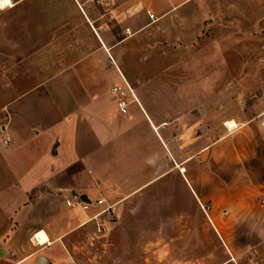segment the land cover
I'll use <instances>...</instances> for the list:
<instances>
[{
	"label": "crops",
	"instance_id": "obj_1",
	"mask_svg": "<svg viewBox=\"0 0 264 264\" xmlns=\"http://www.w3.org/2000/svg\"><path fill=\"white\" fill-rule=\"evenodd\" d=\"M69 4L85 50L0 109V264H46L82 235L106 245L103 206L137 259L237 264L264 243V133L247 109L223 115L222 72L264 40V0ZM82 194L88 210L66 205Z\"/></svg>",
	"mask_w": 264,
	"mask_h": 264
},
{
	"label": "rangeland",
	"instance_id": "obj_2",
	"mask_svg": "<svg viewBox=\"0 0 264 264\" xmlns=\"http://www.w3.org/2000/svg\"><path fill=\"white\" fill-rule=\"evenodd\" d=\"M98 10L102 11V8ZM74 17L75 12L70 7L69 0H10L8 4L0 7V109L4 102L26 91L41 78L68 65L77 54L85 50L86 30ZM106 18L113 32L123 31L112 18V14H107ZM178 44L168 46L175 50ZM169 47L166 57L181 54L180 50L178 53ZM239 52L236 56H227V63L231 64L229 70L223 65V99H232L228 104H223V115L226 112L247 109L253 113L257 127L264 133V40L254 39L250 51ZM227 82L232 83L224 87ZM253 98L254 101L245 104L246 99ZM106 218L114 224L113 235L108 238L106 245L103 246L101 240L92 241L89 235H82L74 241L75 252L71 253L68 249L70 255L65 251L59 257L58 253L51 251L41 252L49 258L46 264H156L150 262L149 255L152 251L149 248H142L143 254L148 255L146 258L137 259L134 255L138 256L139 252L135 251L133 242L119 238L118 218L111 209ZM96 230L100 229L96 227ZM188 248L189 259L192 255L197 256L192 246ZM181 250L182 248L178 253ZM8 253L5 251L0 255V262L3 261V256L11 255V252ZM236 262L264 264V243L255 251L237 257ZM25 264H35L34 258Z\"/></svg>",
	"mask_w": 264,
	"mask_h": 264
},
{
	"label": "built area",
	"instance_id": "obj_3",
	"mask_svg": "<svg viewBox=\"0 0 264 264\" xmlns=\"http://www.w3.org/2000/svg\"><path fill=\"white\" fill-rule=\"evenodd\" d=\"M150 18L153 17L152 14H149ZM126 32L129 33L128 28H126ZM113 91L115 92V94L118 92V88L114 87ZM119 93V97L117 99V105L119 107V110L121 112H126L127 111V107H128V103L126 101V99L123 97L122 92H118ZM9 139H5V142H7ZM66 205L73 209V208H79L80 210L86 211L88 210L89 206L92 204L91 201H83L80 199V197L78 196H72L71 198L66 199ZM96 205H102L104 204V201L102 199H98L95 201ZM109 209H111L110 207H103L102 209H100L99 211H97L92 217L91 219L96 218L99 215H109Z\"/></svg>",
	"mask_w": 264,
	"mask_h": 264
},
{
	"label": "bare ground",
	"instance_id": "obj_4",
	"mask_svg": "<svg viewBox=\"0 0 264 264\" xmlns=\"http://www.w3.org/2000/svg\"><path fill=\"white\" fill-rule=\"evenodd\" d=\"M225 125H226L228 128H230V129H232V128H234V127L236 126V124H235V122H234L233 120H228V121H226V122H225Z\"/></svg>",
	"mask_w": 264,
	"mask_h": 264
},
{
	"label": "snow or ice",
	"instance_id": "obj_5",
	"mask_svg": "<svg viewBox=\"0 0 264 264\" xmlns=\"http://www.w3.org/2000/svg\"><path fill=\"white\" fill-rule=\"evenodd\" d=\"M10 0H0V7H3L4 4H8Z\"/></svg>",
	"mask_w": 264,
	"mask_h": 264
},
{
	"label": "water",
	"instance_id": "obj_6",
	"mask_svg": "<svg viewBox=\"0 0 264 264\" xmlns=\"http://www.w3.org/2000/svg\"><path fill=\"white\" fill-rule=\"evenodd\" d=\"M80 199L83 200V201H86V202L89 201V199L87 198V196L84 195V194L80 195Z\"/></svg>",
	"mask_w": 264,
	"mask_h": 264
},
{
	"label": "clouds",
	"instance_id": "obj_7",
	"mask_svg": "<svg viewBox=\"0 0 264 264\" xmlns=\"http://www.w3.org/2000/svg\"><path fill=\"white\" fill-rule=\"evenodd\" d=\"M149 163H154V160L152 158H149Z\"/></svg>",
	"mask_w": 264,
	"mask_h": 264
}]
</instances>
